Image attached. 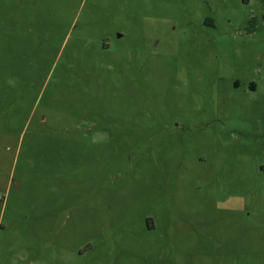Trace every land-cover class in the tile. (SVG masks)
<instances>
[{
    "label": "rangeland",
    "instance_id": "1",
    "mask_svg": "<svg viewBox=\"0 0 264 264\" xmlns=\"http://www.w3.org/2000/svg\"><path fill=\"white\" fill-rule=\"evenodd\" d=\"M0 264H264V0H0Z\"/></svg>",
    "mask_w": 264,
    "mask_h": 264
}]
</instances>
